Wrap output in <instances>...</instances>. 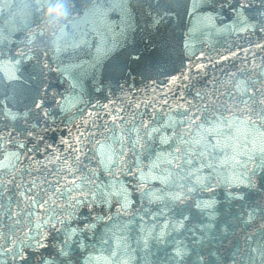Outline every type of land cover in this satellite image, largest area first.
I'll return each mask as SVG.
<instances>
[{
  "label": "water",
  "instance_id": "water-1",
  "mask_svg": "<svg viewBox=\"0 0 264 264\" xmlns=\"http://www.w3.org/2000/svg\"><path fill=\"white\" fill-rule=\"evenodd\" d=\"M120 2L67 0L68 15L56 26L46 23L47 7L42 11L32 8L0 12V30L10 36L0 43V136L10 140L5 151H16L17 141L26 145L20 150L22 155L14 172L0 169V231L9 233L14 229L23 238L30 226L33 231L29 235L37 237L41 231L36 229L37 217L44 210L25 200L20 192H26L33 179L40 185L33 191L45 199L56 187L62 192L72 187L74 176L64 166L65 158L79 169L75 173L77 183L78 177L95 171L96 183L107 185L113 177L101 164L100 145L113 144L114 135L118 136L122 129L130 132L142 120L154 117L158 126L172 116L175 121H184L178 131L195 133V125L189 126L186 116L181 115L187 110L188 115L196 113L199 117L197 124L220 115L232 119L231 128L224 131H230L228 139L233 143H243L264 132V127L258 125L254 133L238 119L244 109L240 100L248 99L245 88L249 93L256 90L254 98L248 100L249 107L256 112L264 108L260 103L264 100V48L256 46L264 45V31L259 24L264 19L262 0H124V8L114 6ZM241 3L248 5L244 14L256 27L246 32L229 30L225 25L236 18L235 11ZM161 4L169 5L168 15L153 25L158 11L164 15ZM94 5H103V16L93 10ZM12 28L16 30L12 32ZM21 51L33 58L21 59L18 65L7 63L12 57L19 58ZM6 73H14L17 78L9 79ZM74 79L83 91L71 87ZM78 96H83L85 102L73 99ZM62 97L69 100L64 109L57 104V100L64 103ZM5 105L15 119L5 115ZM171 131L167 129L169 134ZM114 146L119 148V142ZM130 147L126 143V151ZM153 147L159 148V143ZM76 148L81 151H74ZM5 151H0V160ZM127 158L128 167H132L135 158L131 151ZM141 159L146 165L148 154ZM209 172L205 169L203 175L209 176ZM225 177L231 178L229 169L211 172L214 191L198 189L184 204L170 205L171 210L165 209L160 215L163 205L142 199L134 188L136 179L126 167L119 169V182L132 192L131 208L118 212L121 205L117 197L112 198L111 205L100 203L91 211L87 205L80 206L64 226L77 229L69 241L73 259L84 264L90 255L106 256L105 250L114 248L116 238L123 237L117 257L122 264H176L177 246L186 249L182 264H250V258H254L251 264H260L252 250L264 247V212H254L252 220L248 213L264 208V191L226 183ZM21 178L26 187H18ZM147 183L153 189L161 187L158 181ZM236 194H243L244 199L235 198ZM9 196L13 213H19L13 219L6 215ZM54 199L55 211H62L67 197L56 195ZM197 200L213 203L198 209ZM184 216L188 219L184 220ZM166 219L171 223L183 220L184 227L175 231L170 227L164 240L158 241L153 237ZM86 225L94 227L85 229ZM152 225L156 230L145 245L147 232L141 227L147 230ZM64 238L63 230L49 229L45 241L48 247L35 251L26 248L25 255L31 256L32 264H39L41 258L55 255L53 245ZM26 243L34 245L35 239ZM0 260L4 264H24L19 258L13 261L10 254L0 256ZM92 264L104 261L94 260Z\"/></svg>",
  "mask_w": 264,
  "mask_h": 264
},
{
  "label": "snow or ice",
  "instance_id": "snow-or-ice-1",
  "mask_svg": "<svg viewBox=\"0 0 264 264\" xmlns=\"http://www.w3.org/2000/svg\"><path fill=\"white\" fill-rule=\"evenodd\" d=\"M264 3V0H262ZM11 7L7 4L5 0H0V7ZM124 8L126 5L124 0L117 5ZM195 7V5H193ZM19 7L24 9L35 7L37 10L42 11L45 7L47 9H52L53 7L62 8L63 16L66 18L68 15V3L67 0H37V3L23 4ZM248 7L247 4L241 3L239 10L235 11L236 18L232 21L230 25H225L226 28L232 31L246 32L249 29H254L256 27L255 23L250 22L249 18L244 14V9ZM93 10L100 13L103 16V5H94ZM160 11L164 15H157L153 18V25H158L164 16L168 15L169 5L161 4ZM264 16V13H261ZM209 20L212 17L208 18ZM50 24V21H46ZM59 24V23H58ZM57 24V25H58ZM260 30L264 31V19L259 21ZM16 29L12 28L11 31L14 32ZM60 31H63V27H60ZM55 35V32H54ZM10 39L8 34H5L0 30V43L5 40ZM31 43V39H29ZM258 48H264V45L257 44ZM31 51V49L29 50ZM56 51H60V47L57 46ZM46 55V53H45ZM235 55V53H233ZM19 58L12 57L7 63H14L18 65L21 63V59L27 58L32 59L33 57L28 55L23 51L18 53ZM224 56L223 59H227ZM46 66V65H45ZM94 68L95 65H92ZM9 79H16L14 73H6ZM66 75H70L66 72ZM175 79V78H173ZM71 87L73 89L80 87L83 91V86L78 80L74 79ZM237 90H240V84L236 85ZM99 91V88H97ZM255 89L249 93L248 89H244V95H247L248 99H241L240 104L244 105L242 110V116L238 118L242 124L252 128L254 133H257V126L264 127V108H261L259 112L251 109L248 105V100L254 98ZM64 103L57 100V104L60 105L62 109L65 108V104L69 103L67 97H62ZM77 102L84 103L83 96L74 97ZM167 103V101H165ZM264 104V100L260 101ZM36 107L39 108L40 104L37 103ZM107 107V105H104ZM139 107V105H137ZM180 107V105H177ZM234 107H237L234 105ZM5 115H12L15 119V115L7 110V105H5ZM198 111V110H197ZM227 111L232 113V108H228ZM45 116L48 113L45 111ZM181 115L186 116L188 125H195L196 132L193 133L190 130H185L184 132L178 131L179 128L184 127V121H175L172 116H168L166 120L160 123L158 126L154 123V117L149 121H141L138 126H133L130 132L125 133L122 129L118 136L113 137V144H101L100 145V156L101 164H103L106 172L113 177V179L107 184L101 186L96 183V172L92 171L91 175H85L78 177L79 183L76 182L77 177L75 173L79 171L75 168V165L71 163L67 158L63 161L64 166L67 168L69 174L74 176L71 181L72 187L67 188L65 191H61L60 187H56L55 191L47 199L40 196V193L33 191L38 189L40 185L35 179L28 182L27 191L20 192V195L24 197L25 200H31V202L37 205L40 209L44 210L42 216L37 217L36 229L41 231L38 232L37 237H32L29 235L33 229L29 226L28 231L23 233V238L17 235V231L10 229L9 233L0 231V256H5L10 254L11 259L16 261L19 258L24 264H32L31 256L25 255L26 248L36 249L47 248L48 245L45 243L49 236V229L65 232L64 240L58 244L53 245L56 249V253L49 259H43L39 261V264H77L73 259V249L69 241L77 234L76 228L66 229L64 226L66 221H70L71 218L76 214V211L80 206L87 205L91 211L92 207L105 203L111 205L112 198H119L118 202L121 208L118 212L123 209L125 211L131 208L133 201L131 200L132 192L128 187L118 180V171L121 168L126 167L128 174L136 179V184L134 188L139 191L142 199H147L148 203H159L163 205L160 211V215H164V210H171L170 205L175 206L177 204H184L187 200L191 199V194L198 189H204L209 192L214 191V186L209 178L211 172H219L220 169H229L231 171V178L225 177L226 183H239L243 184L250 191L259 190L264 191V132H259L258 136L254 135L252 138H246L243 143H233L228 139L230 135L229 132H225L224 129H230L233 121L232 119L220 115L214 120L205 121L197 124L196 121L199 117L196 113L188 115L187 110ZM115 120V117L113 118ZM167 129H171V134L167 132ZM134 133V137L132 136ZM213 139L215 142L213 143ZM119 142V148L114 145ZM10 140L6 141L3 136H0V151H5V145L9 143ZM159 143V148H154L153 145ZM67 143V141H64ZM77 143H80L78 140ZM126 143L130 144L131 147L126 151ZM16 151H5L3 160H0V169H8L10 172H14L17 169V162L20 161L22 152L21 149H25L26 145L22 142L17 141ZM138 149V150H137ZM107 150V152L105 151ZM76 152H80V148L74 149ZM128 151H131L132 156L135 158L132 167H128ZM148 154L149 160L145 165L141 159L142 155ZM222 153V155H219ZM195 158V159H194ZM59 160V156L55 157ZM76 161H79V156L75 157ZM39 163V162H37ZM210 170L209 176H204V170ZM30 174V172H29ZM15 177L13 176L12 181L15 182ZM148 180L158 181L161 187L153 189L148 187ZM183 181H187L184 183ZM18 187H26L22 178L21 183ZM29 193L31 195H29ZM3 193H0L2 196ZM47 195V192H45ZM59 195L61 197H67L66 202L61 205L62 211L57 212L54 209L56 203L54 197ZM232 196V193H229ZM39 197V198H38ZM235 198L244 199L243 194H236ZM51 201V204H50ZM212 201H195V207L198 209L208 208L212 206ZM12 197H8V208L6 215L9 219H13L14 216H18L19 213H13L12 208ZM51 209V211H49ZM256 211L264 212V208H254L252 212L248 213V219H253V213ZM31 215V213H29ZM155 219V214H153ZM110 219V217H109ZM143 220V217L140 218ZM184 220L188 217L184 216ZM15 223H20L19 220H15ZM89 227H94V225H86L85 229ZM172 230H178L184 227L183 220H178L175 223H171L170 220L166 219L159 229V232L153 237V233L156 230V225H152L150 229L145 230L141 227V231H146L147 234L144 238V244H148V238L153 237L158 241L164 240L165 236L168 234L169 228ZM211 227V225H208ZM84 231V229H81ZM35 239V244L26 243V241H31ZM123 237H117L114 248L107 249L108 255L106 256H88L85 259L84 264H92L94 260H103L104 264H122V262L117 258L118 252L121 248ZM103 243L107 244L108 241L105 240ZM80 247L83 248L84 244L81 242ZM260 259V264H264V247L258 249H253ZM186 255V249L177 246L174 249V259L176 264H182ZM254 258H250V264ZM0 264H4L3 260H0Z\"/></svg>",
  "mask_w": 264,
  "mask_h": 264
},
{
  "label": "clouds",
  "instance_id": "clouds-1",
  "mask_svg": "<svg viewBox=\"0 0 264 264\" xmlns=\"http://www.w3.org/2000/svg\"><path fill=\"white\" fill-rule=\"evenodd\" d=\"M62 13V8L53 7L52 9H47L46 15L48 21H50V25L56 26L58 23H60L65 18Z\"/></svg>",
  "mask_w": 264,
  "mask_h": 264
}]
</instances>
